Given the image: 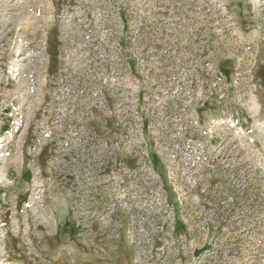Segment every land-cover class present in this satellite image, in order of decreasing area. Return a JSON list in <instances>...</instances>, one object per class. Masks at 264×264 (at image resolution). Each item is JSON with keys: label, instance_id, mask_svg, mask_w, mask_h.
I'll return each mask as SVG.
<instances>
[{"label": "rangeland", "instance_id": "obj_1", "mask_svg": "<svg viewBox=\"0 0 264 264\" xmlns=\"http://www.w3.org/2000/svg\"><path fill=\"white\" fill-rule=\"evenodd\" d=\"M0 264H264V0H0Z\"/></svg>", "mask_w": 264, "mask_h": 264}]
</instances>
